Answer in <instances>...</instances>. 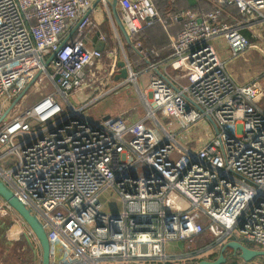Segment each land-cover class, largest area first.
<instances>
[{
	"label": "built area",
	"instance_id": "obj_1",
	"mask_svg": "<svg viewBox=\"0 0 264 264\" xmlns=\"http://www.w3.org/2000/svg\"><path fill=\"white\" fill-rule=\"evenodd\" d=\"M195 1L211 10L171 18L182 27L166 57L136 42L134 53L146 67L134 72L114 28L122 60L118 48L83 44L93 28L87 15L93 0H0V180L48 242L74 258L60 264H192L220 241L264 251V101L250 95L257 79L238 84L219 57L226 48L232 59L248 50L264 59V0ZM117 5L130 41L163 23L153 0ZM119 61L127 79L106 88L120 74ZM99 72L106 78L97 92ZM42 73L53 93L1 119L2 100L11 105ZM142 74L146 95L137 82ZM127 83L142 100L141 118L90 120L84 113ZM70 94L78 106L68 102ZM201 123V132L184 134ZM109 189L120 211H102L98 197ZM0 215L16 226L14 237L25 235L38 247L1 199ZM205 233L215 244L191 251ZM173 242L188 244L184 256L165 253Z\"/></svg>",
	"mask_w": 264,
	"mask_h": 264
},
{
	"label": "rangeland",
	"instance_id": "obj_2",
	"mask_svg": "<svg viewBox=\"0 0 264 264\" xmlns=\"http://www.w3.org/2000/svg\"><path fill=\"white\" fill-rule=\"evenodd\" d=\"M174 0H169V3H172ZM119 45L117 44V47ZM215 47H217L216 44H214ZM225 50L223 52H220L219 57L223 61L227 62V69L232 75V77L235 78L240 83H243L246 85L252 80H255L256 78L262 77L264 80V59L256 53V51L248 50L241 54L240 56L233 58L231 57V54L229 51L224 48ZM118 56L120 60H122V53L121 50L117 49ZM108 63L107 60H104V64L106 65ZM98 72V71H97ZM249 74L248 79H244L245 75ZM239 79H237V78ZM106 78L105 73L99 72L97 76L95 77L97 83L95 84L98 88L97 92H100L103 89V86L100 84L101 81ZM261 79V78H260ZM148 80L147 74H142L137 82L140 92H143L144 95H146V84ZM122 79L118 77V74H115L112 78L109 79L108 87H113L119 83H121ZM260 85L263 84L262 80L258 81ZM239 84V83H238ZM54 87L49 82L46 74L42 73L38 76L37 80L35 81L34 85L27 91V93L19 100V102L11 109V111L5 116V120H9L12 118V116L16 113H21L24 110L28 109L33 103L40 100L43 96L53 93ZM96 92V91H95ZM59 102L64 106L62 101L59 99ZM68 102L72 104L73 106H78V103L76 102L75 98L70 94L68 96ZM2 114L6 112L8 107L10 106L9 102L6 98L2 100ZM67 108V107H66ZM85 114H87L88 118L90 120H99L101 117H113L116 118L120 116L122 119H128V120H137L141 118L144 115V107L142 104V100L140 96L136 93L135 85L134 83H127L124 85L121 89L116 90L115 94H111L108 97H106L103 100H100V102L95 103V105L91 106L89 109L84 111ZM147 124V123H146ZM164 124V123H163ZM148 125V124H147ZM201 127L197 128L195 126L194 128H190L188 131H185L184 134L186 135H196L199 133L198 131H202L203 127L206 126L204 123H201ZM120 198L117 196V194L109 189L105 192L101 193L98 197L99 203L102 206V211L104 213L111 212V211H120L122 209V204L119 200ZM0 221L3 222L4 226L3 229L0 231V235L2 234L1 241L3 244L0 246V257L3 258L4 256H11V250L13 247H21L20 249L26 253L27 259L31 256H34V264H39V258L40 254L39 252L35 250V253H32L31 250H29V245L27 236H23L24 242L20 243V239L22 238L20 235H15L16 226L11 224V220L8 217H1ZM206 223L203 224L205 226ZM7 234L5 235V232L8 230ZM207 234V233H206ZM207 238L209 240H212L211 243H214L215 240H213L210 235L207 234ZM30 241V240H29ZM1 244V243H0ZM183 245L182 242H173L168 244V246L173 245ZM215 244V243H214ZM220 243L215 244L213 253H218ZM213 245V244H209ZM7 249V251H6ZM181 249L179 246H176L175 249L170 250L168 248V252H166L167 255H177L181 252ZM212 253V254H213ZM207 255V254H206ZM208 257V256H207ZM206 257V258H207ZM29 258V259H30ZM205 258V257H204ZM21 259V258H20ZM24 260V259H23ZM22 261V260H21ZM30 264V261H16L15 259L11 258L10 264ZM249 264H264V258H256L252 260Z\"/></svg>",
	"mask_w": 264,
	"mask_h": 264
},
{
	"label": "water",
	"instance_id": "obj_3",
	"mask_svg": "<svg viewBox=\"0 0 264 264\" xmlns=\"http://www.w3.org/2000/svg\"><path fill=\"white\" fill-rule=\"evenodd\" d=\"M195 0H188V4L190 6L195 5ZM117 0H112L111 10L114 22L116 24L117 30L121 33L126 44H130L129 36L116 12ZM116 30V29H115ZM116 30V31H117ZM102 44H99L95 47L97 51H103ZM117 67L120 69L119 78L122 80L127 79V70L125 69V62L119 61L117 63ZM39 75L34 77L26 88L13 100L11 105L8 107L6 112L1 116V119H4L5 116L11 111V109L19 102V100L27 93V91L34 85ZM166 80V79H165ZM167 81V80H166ZM167 83L175 90L177 89L171 85L168 81ZM208 122L211 124L215 133H217V129L213 122L208 119ZM12 162H7L4 164V167H7L8 164ZM0 199L5 202L23 221L25 226L33 233L35 239L37 240V248L40 254L39 264H60L61 262H65L67 259L73 261L74 258L72 255L59 243L55 242L50 244L47 240L45 232L42 228V225L38 222V220L30 214V212L23 206L21 202L16 199L11 191L4 185V183L0 180ZM25 236V235H23ZM29 239V238H28ZM28 245L29 249L32 253H35V248L31 244L29 240ZM36 248V249H37ZM231 252V257H237L244 264H249L252 260L256 258H264V251L251 249L248 246L242 244L238 241H221L219 251L217 253V257L212 261L200 260L196 264H225L227 262L226 252Z\"/></svg>",
	"mask_w": 264,
	"mask_h": 264
},
{
	"label": "trees",
	"instance_id": "obj_4",
	"mask_svg": "<svg viewBox=\"0 0 264 264\" xmlns=\"http://www.w3.org/2000/svg\"><path fill=\"white\" fill-rule=\"evenodd\" d=\"M153 3L155 6V9L157 10V13L160 17V20L163 22V23H156L153 26H159L157 29L162 30L164 36H163L162 42H159L160 44L158 46L156 45V47H155L154 45L151 44L150 47H155V50L158 52L160 58H163L165 55H167V54L169 55L172 52L169 38H175L176 34L179 32V30L182 27V22L179 20L176 22H172L171 21L172 17H177L182 12H186V11L208 12L209 10H211V6L204 1H197L195 3V5H193V6H190L188 4V0H174L172 3H169V0H153ZM161 24L165 25L164 29L167 32H165V30L162 29ZM153 26H151V27H153ZM151 27H149V28H151ZM149 28L143 29L141 31V33H143L144 30L149 29ZM156 32H158V31H156ZM140 34L134 36V38L130 41V44H126L122 35L118 32L119 39H120V42L122 44L124 54L127 57V59L130 62H132V64L134 65V67H133L134 72H139L144 67H146V65L143 62L139 61L138 57L134 53V44L136 42H140L141 38H142V36H140ZM107 42H108V46H107L108 48L107 49L118 48L117 47V41L113 38L112 34H110L107 37ZM160 48H162L163 50H160ZM105 60H107V59H105ZM1 217H3V216H1ZM3 226H4L3 222L0 221V231L3 229ZM1 237H2V234L0 235V241H1ZM211 241L212 240H209V238H207L206 235H202L195 240V244H194L193 249L196 250V249H199L201 247H205V246L209 245L211 243ZM23 242H24V238H21L20 243H23ZM0 243H1L0 244V246H1L3 243L2 242H0ZM248 247L251 249L258 248L255 246H248ZM20 248L21 247H18V248L13 247V249L11 250V256L10 257L9 256H4L3 258L0 257V264H10L11 258L15 259L16 261H19L21 263H22V261L24 262L27 260V261H30V264H31V262L33 261L32 256H31V258L29 257L30 259L29 258L27 259V257L25 258V256L27 254L26 253L24 254V252ZM6 251H7V249H6ZM227 261H229L230 264H239L240 262H242L237 257H229L227 259ZM32 264H34V263H32Z\"/></svg>",
	"mask_w": 264,
	"mask_h": 264
},
{
	"label": "crops",
	"instance_id": "obj_5",
	"mask_svg": "<svg viewBox=\"0 0 264 264\" xmlns=\"http://www.w3.org/2000/svg\"><path fill=\"white\" fill-rule=\"evenodd\" d=\"M111 3H112V0H107V7H105L104 5L101 4V2L99 0H93L92 5H91V8L87 11V15L93 21V28L90 29V30H88L85 33V36L82 39V42L89 49H95V47L97 45L102 44V46H103L102 49L105 51V49L107 50V48H108L107 47L108 46L107 37L110 34H112L113 38L115 39L114 29L117 30V27H116V24L114 22L113 15H112ZM116 12H117L119 18L121 19L120 9L118 8V5H116ZM161 25H162V29L165 30L164 29L165 28V25L164 24H161ZM158 27L159 26H153V27H151L149 29L144 30L143 33L140 34V36H142L140 43L142 44V46L144 48H154L155 49L156 45L158 46L160 44L159 42H162V39H163V36H164L163 35V31L162 30H158L157 29ZM156 31H158V32H156ZM116 32H117V35H118V32L119 31L117 30ZM165 32H167V31L165 30ZM100 37H104L105 38V41L104 42H100ZM118 39H119V35H118ZM170 39H172V38H169V41H170ZM119 43L121 44L120 39H119ZM117 44H118V42H117ZM151 44L154 45L155 47H150ZM160 50H163V49L160 48ZM251 51H253V50H251ZM121 53H122V51H121ZM166 56H168V54L165 55L164 57H166ZM249 77H251V76H249V74H246L244 79H246V78L248 79ZM256 79H257L255 81L256 83H257V81H260L261 80L259 78H256ZM235 81L237 83H239L240 85H244L243 83H240L237 80H235ZM252 81H250L247 84H250ZM102 82H103V80H102ZM262 82H263L262 85L258 84V86H256L253 89H251L250 95L253 96L257 100L264 101V80ZM8 231H9V228L5 232V235L7 234ZM202 235H206V237H207V234L206 233L205 234H202ZM21 237L23 238V235H21ZM199 237H197V238H199ZM195 240H194L193 244L191 245V251H195V252H198V251H201V250L204 251L205 249H207V248H209V247H211V246L214 245V243H210V244H213V245H207L205 247H201V248L195 250V249H193L194 248V244H195ZM182 243H184V242H182ZM176 246H179L180 248H182L181 249V252L179 254H177V256H180V255H183L184 256L185 253H186V251H187V247H188V244L187 243H184L183 245L179 244V245L169 246V247H167V249L165 248V253L168 252V248L170 250H172V249H175ZM35 250L37 252L38 251V248L37 249L35 248ZM213 255L215 257V254H212L211 256H213ZM169 256H174V255H169ZM33 257L34 256H32V259H33ZM239 264H242V263H239Z\"/></svg>",
	"mask_w": 264,
	"mask_h": 264
},
{
	"label": "flooded vegetation",
	"instance_id": "obj_6",
	"mask_svg": "<svg viewBox=\"0 0 264 264\" xmlns=\"http://www.w3.org/2000/svg\"><path fill=\"white\" fill-rule=\"evenodd\" d=\"M213 254H215V253H213ZM226 256H227V258H229V257H231V252H229V251H227L226 252ZM217 257V253L215 254V257L214 256H209V257H205V258H202L201 260H206V261H212V260H214V258H216ZM200 261V260H199ZM32 263H35L34 262V257H33V261L31 262V264ZM197 263V261L195 262V261H193L192 262V264H196ZM240 263H242V264H244L243 262H240ZM225 264H230V262L229 261H227Z\"/></svg>",
	"mask_w": 264,
	"mask_h": 264
}]
</instances>
